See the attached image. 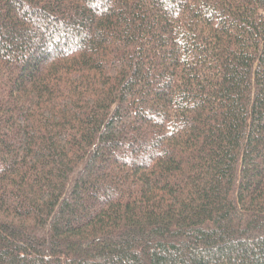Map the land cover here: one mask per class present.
I'll list each match as a JSON object with an SVG mask.
<instances>
[{"label":"trees","instance_id":"1","mask_svg":"<svg viewBox=\"0 0 264 264\" xmlns=\"http://www.w3.org/2000/svg\"><path fill=\"white\" fill-rule=\"evenodd\" d=\"M0 264H264V0H0Z\"/></svg>","mask_w":264,"mask_h":264}]
</instances>
